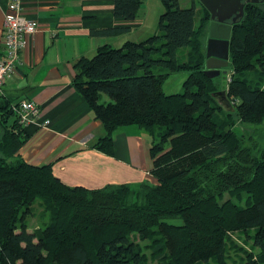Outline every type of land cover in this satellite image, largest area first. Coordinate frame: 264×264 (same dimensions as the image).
Masks as SVG:
<instances>
[{"label": "trees", "instance_id": "trees-1", "mask_svg": "<svg viewBox=\"0 0 264 264\" xmlns=\"http://www.w3.org/2000/svg\"><path fill=\"white\" fill-rule=\"evenodd\" d=\"M142 2L113 0L114 17L136 20ZM161 3L159 34L120 47L100 46L74 63L72 80L104 129L93 147L113 155L117 132L144 130L155 182L66 185L51 164L32 165L16 157L27 136L11 104L0 106V264H149V259L156 264H264V146L243 145L231 113L220 112L214 79L203 72L209 12L200 3L203 14L196 26L194 4ZM180 48H187L181 60ZM229 53L233 75L221 90L234 100L239 121L260 123L264 6H245L233 24ZM181 71L188 72L183 90L164 93V81ZM104 94L108 102L102 101ZM36 200L44 220L29 230ZM234 231L252 242L250 249L229 242ZM135 235L146 242L150 256Z\"/></svg>", "mask_w": 264, "mask_h": 264}, {"label": "crops", "instance_id": "crops-1", "mask_svg": "<svg viewBox=\"0 0 264 264\" xmlns=\"http://www.w3.org/2000/svg\"><path fill=\"white\" fill-rule=\"evenodd\" d=\"M11 1L0 0V53L3 20ZM19 1L24 15L35 22L36 31L20 52L15 73L0 87V106H10L19 99L31 100L49 125L24 126L27 139L16 157L32 165L51 164L53 174L69 186L137 185L144 180L154 183L148 134L141 129L121 130L114 136L113 155L98 151L93 144L104 129L72 86L74 63L79 58L93 56L105 44L120 47L126 41L138 42L149 37L141 9L136 20L128 22L114 17L113 0ZM115 27L129 30L118 35L96 32ZM17 89L26 91L18 98L4 93ZM12 122L13 117L6 120L8 125Z\"/></svg>", "mask_w": 264, "mask_h": 264}, {"label": "rangeland", "instance_id": "rangeland-1", "mask_svg": "<svg viewBox=\"0 0 264 264\" xmlns=\"http://www.w3.org/2000/svg\"><path fill=\"white\" fill-rule=\"evenodd\" d=\"M178 4L180 7H190L194 4L195 6V24L196 26L199 24V19L201 15L203 14L202 6L198 0H178ZM260 7L264 6V3L258 4ZM141 11V18L145 22V30L148 31L147 36H152L160 33L159 30V17L160 14L163 12L164 8L161 3V0H143L142 5L140 7ZM207 25L205 27V32L206 34L204 35L203 38V53L205 56L206 53V43H207ZM144 37V38H146ZM187 48H180L177 50V57L178 59H182L184 57V54L186 53ZM226 73L225 74H219L217 76L212 77L214 79L213 81L215 82L216 87L221 90V89H226V87L222 84L225 82L230 81V77L233 75L232 70L229 67L225 68ZM204 71V70H203ZM247 77L250 80L255 79V74L254 72H247ZM188 72L187 71H181L177 73H172L169 75V77L164 81L162 85V90L166 94H171V93H177L181 92L183 90V81L187 77ZM226 83V84H227ZM225 91V90H224ZM216 102L220 103L222 110H220L221 114L222 113H227L230 112L232 115V118L234 120V126L233 130L235 132L241 134V139L243 141V145H257L258 147H263L264 146V120L260 123H243L239 121L237 115L234 113L233 110V102L234 100H228L227 97L225 96V93H217L215 95ZM110 99L107 95H103L102 101L103 102H108ZM34 216L29 219V229H33L36 226L38 227L42 220L44 218H41L42 216V206L40 205V201L36 200L34 203ZM46 220V219H45ZM230 240L229 242L233 243L234 245H239L242 246L244 249H250L251 247V241L250 240H245V237L240 233V232H231L229 234ZM135 241L142 246V248L146 247V242L141 241L138 236H134ZM144 247V254L149 255V250L145 249ZM234 247H231V250L229 252L230 256H232L234 253L233 251ZM150 256V255H149ZM149 264H156L155 260L149 259ZM209 264H214V263H209Z\"/></svg>", "mask_w": 264, "mask_h": 264}, {"label": "built area", "instance_id": "built-area-1", "mask_svg": "<svg viewBox=\"0 0 264 264\" xmlns=\"http://www.w3.org/2000/svg\"><path fill=\"white\" fill-rule=\"evenodd\" d=\"M36 31V24L27 18L19 0H12L4 16L2 26L3 51L0 53V87L11 77L19 63L20 52L26 47ZM17 124L24 127L35 123L39 128L49 125L48 119H42L39 106L31 100L19 99L11 104Z\"/></svg>", "mask_w": 264, "mask_h": 264}, {"label": "water", "instance_id": "water-1", "mask_svg": "<svg viewBox=\"0 0 264 264\" xmlns=\"http://www.w3.org/2000/svg\"><path fill=\"white\" fill-rule=\"evenodd\" d=\"M256 3L263 0H247ZM209 12L208 39L205 53L204 74L209 78L219 74H225L226 70H220L229 64V41L232 23H236L244 14L245 0H199ZM231 21L228 22V21ZM26 89L4 90L7 96L18 98ZM218 93H225L224 90Z\"/></svg>", "mask_w": 264, "mask_h": 264}, {"label": "flooded vegetation", "instance_id": "flooded-vegetation-1", "mask_svg": "<svg viewBox=\"0 0 264 264\" xmlns=\"http://www.w3.org/2000/svg\"><path fill=\"white\" fill-rule=\"evenodd\" d=\"M262 3H264V0L263 1H259V2H256V3H251V2H249V1H247V0H245V6L246 5H255V4H262ZM245 6H244V8H245ZM228 22H230L231 23V21L229 20ZM233 24H235V23H232V27H233ZM231 32H232V29H231ZM229 43H230V41H229ZM228 61L230 62V53H229V57H228ZM227 67H229V64H228V66ZM226 67H222V68H220V70L222 71V70H224Z\"/></svg>", "mask_w": 264, "mask_h": 264}]
</instances>
